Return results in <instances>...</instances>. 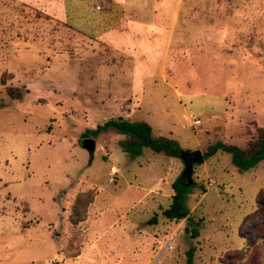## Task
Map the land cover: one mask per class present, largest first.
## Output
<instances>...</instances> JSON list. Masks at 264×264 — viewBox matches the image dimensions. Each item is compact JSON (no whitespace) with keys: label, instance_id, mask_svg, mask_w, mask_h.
Returning <instances> with one entry per match:
<instances>
[{"label":"rangeland","instance_id":"1","mask_svg":"<svg viewBox=\"0 0 264 264\" xmlns=\"http://www.w3.org/2000/svg\"><path fill=\"white\" fill-rule=\"evenodd\" d=\"M44 3L0 0V264H187L189 249L194 264H264V161L239 173L218 150L194 164L189 214L169 220L182 160L132 157L115 128L89 131L120 117L182 149L243 146L264 127V0H193L192 36L137 69L144 83Z\"/></svg>","mask_w":264,"mask_h":264},{"label":"crops","instance_id":"2","mask_svg":"<svg viewBox=\"0 0 264 264\" xmlns=\"http://www.w3.org/2000/svg\"><path fill=\"white\" fill-rule=\"evenodd\" d=\"M23 1L44 9L46 0ZM191 4L193 0H56L55 13L74 31L128 57L130 77L134 81L139 75L138 82L144 83L146 73L138 74L137 69L158 66L164 53L180 49L182 35L192 36V21L202 17ZM189 46L193 48L192 43Z\"/></svg>","mask_w":264,"mask_h":264},{"label":"trees","instance_id":"3","mask_svg":"<svg viewBox=\"0 0 264 264\" xmlns=\"http://www.w3.org/2000/svg\"><path fill=\"white\" fill-rule=\"evenodd\" d=\"M0 83L5 85L2 77L0 78ZM5 90L6 94L11 99L18 100L23 97L24 91L20 87L6 86ZM109 127H113L119 133L131 138L130 141L121 140L120 144L124 148V151L129 153L132 157L141 154L143 147L149 148L154 153H163L170 157H179V152L182 150L175 139L164 136H154L152 134V126L144 120L130 121L116 117L108 119L102 125H97L95 129L89 131L97 133ZM218 150L229 154L232 165L239 173H244L264 161V127H257L254 135H252L243 146L216 141L209 145L205 152H202L204 159L212 156ZM192 187V184H186V180L182 179L180 174L177 175L172 183L173 194L170 203L162 210L163 215L167 219L178 221L188 216L189 209L186 205V198L191 192ZM262 194L263 191L260 192L257 199L256 213L261 210L264 211V198ZM186 254L187 264H194L193 249H189Z\"/></svg>","mask_w":264,"mask_h":264},{"label":"water","instance_id":"4","mask_svg":"<svg viewBox=\"0 0 264 264\" xmlns=\"http://www.w3.org/2000/svg\"><path fill=\"white\" fill-rule=\"evenodd\" d=\"M81 146L88 149L89 151H92L95 147V142L92 138H85L82 140ZM179 157L184 165L183 170L180 173V177L186 180L187 185H191L193 183V165L196 163H201L204 160L203 154L200 149H182L179 152ZM185 231H187L186 228Z\"/></svg>","mask_w":264,"mask_h":264},{"label":"built area","instance_id":"5","mask_svg":"<svg viewBox=\"0 0 264 264\" xmlns=\"http://www.w3.org/2000/svg\"><path fill=\"white\" fill-rule=\"evenodd\" d=\"M189 120H190V125L193 128L198 127L201 124V120L197 117H194L192 115L189 116ZM172 237L167 241V243H165V245L163 246L164 249H172V245L170 244Z\"/></svg>","mask_w":264,"mask_h":264}]
</instances>
